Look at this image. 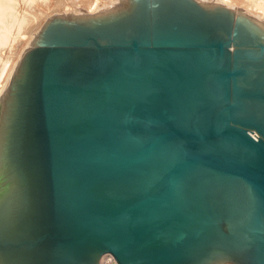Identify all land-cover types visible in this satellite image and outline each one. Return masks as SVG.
Here are the masks:
<instances>
[{
    "label": "water",
    "instance_id": "water-1",
    "mask_svg": "<svg viewBox=\"0 0 264 264\" xmlns=\"http://www.w3.org/2000/svg\"><path fill=\"white\" fill-rule=\"evenodd\" d=\"M151 1L26 49L0 123L25 200L6 264H264V41Z\"/></svg>",
    "mask_w": 264,
    "mask_h": 264
},
{
    "label": "bare ground",
    "instance_id": "bare-ground-1",
    "mask_svg": "<svg viewBox=\"0 0 264 264\" xmlns=\"http://www.w3.org/2000/svg\"><path fill=\"white\" fill-rule=\"evenodd\" d=\"M99 1L100 0H92V1H90V0H87V1L79 0L78 1L77 0V3L75 1L76 5H73V7L74 6H76L77 8L83 7L82 9L89 8L90 9V10L88 9L89 11L88 10H86V11L84 10V11L90 15H85L82 17H76L75 19L73 18L72 20L71 19H65L64 20V19L56 18V19L52 20L46 26V28H44L43 31H39V26H41L39 23L43 17L41 14L42 13L44 14V11H42V10H45V11L48 10L49 11V9H52L51 6L53 7V6H57V5H61V4L64 5V3L67 4L69 2V0H0V63L3 60H7L6 62H3L4 66L0 70V80H1V78H3V74H5V71L7 70V64H9L8 60H10L12 58V56L16 57V54L13 55L15 53V51L19 52V53H21V52L24 53L23 52L24 48L26 46H29V45L31 46L32 44L34 45L35 39L38 38L37 43L35 44L33 49L45 48L47 45L55 44L60 38H75V37L83 34L84 32L96 29L97 27L101 28V27L107 26L111 22H113L115 20L122 19L125 16H131L135 13V11L137 10V7L141 4L142 1L143 2L147 1L150 3L152 2L151 0H133L132 6L127 10V12L122 13V15H117V13H115V12H114L115 14L108 12V11H110V12H113V11H111L110 8H108V6L105 4L104 1H102V3H101L102 7L98 5V7H100V8H94L96 10L93 11L92 10L93 6H94L93 3H97V2L99 3ZM121 1L122 0H120V2ZM183 1L194 5L199 12H202V13L206 14L207 16L219 19L220 21H226V20H230V19L232 20L233 19V21L240 27V29L243 30V33L245 35H247L248 37H255L259 40H264L263 33L259 29H256L255 25L252 26V25L248 24L247 22L236 19L233 14H231L230 12H228L224 9L209 10V9H206V8L202 7L201 5H199L195 0H183ZM248 1H250L252 4ZM110 2H111V0H110ZM246 2H248L247 4H251L250 6H252V8H254V9H252L254 12L252 14L254 16L264 17V13H262V11H264V0H247ZM37 3L41 6V12L39 10H37V11H39L37 14L34 12L32 13L31 11L34 10L32 8L34 7V5L35 6L38 5ZM75 3H73V4H75ZM111 3L112 4H110V5H116L113 2H111ZM23 5H26V6L28 5V7H30V9H32L31 11L29 9H28L29 11H26V12H29V15L28 14L27 15L31 18V19H29V20H31L30 24L28 23L29 17L27 15H25L26 12L23 10L25 12V14H24V12L21 11L23 8ZM95 5L97 6V4H95ZM73 7H70V8H73ZM80 11H81V13H84L82 10H80ZM80 11H79V13H80ZM20 12H22L24 14V16L21 15V17H20ZM76 12H78V11H76ZM45 13H47V12H45ZM82 15H84V14H82ZM65 16H67V15H65ZM67 18H69V17H67ZM27 23L29 24V30L27 28L26 34H23V36L25 37V40H24V38H22L23 36H21V38L19 37L20 36L19 34H20V32H22V29H23L22 27L27 25ZM16 26H17V30H16L17 33L14 35L15 36L14 37L13 36V30L15 31ZM33 32L35 34H37V32L39 34L41 32L42 33L39 35V37L36 35L34 37L35 38L34 40H30V38H29L30 41H28V36L30 34H32ZM32 41H34V42H32ZM15 45H16V47H15ZM20 50H21V52H20ZM13 51H14V53H12ZM19 58L20 57H18L17 59H19ZM21 59H22V57H21ZM14 61H15V59H14ZM19 63H20L19 61H15L13 63L14 65L11 67L10 73L8 72L9 76L7 74L8 78L6 76L7 79L4 81L5 84L3 83L2 88H0V123H1V118H2V113H3V108H4V102H5L7 88H8V85H9ZM0 87H1V84H0ZM101 264H108V263L103 259ZM218 264H221V263H218ZM225 264H234V263L228 262Z\"/></svg>",
    "mask_w": 264,
    "mask_h": 264
},
{
    "label": "rangeland",
    "instance_id": "rangeland-1",
    "mask_svg": "<svg viewBox=\"0 0 264 264\" xmlns=\"http://www.w3.org/2000/svg\"><path fill=\"white\" fill-rule=\"evenodd\" d=\"M75 1H76V3H77V0H69V2L67 3V4H65L64 3V5L63 4H61V5H57V6H51V8L52 9H49V11L47 10V11H45V10H42V11H44V14L42 13L41 15L43 16H41L42 17V19H41V21H40V25L41 26H39V31H43L44 30V28H46V26L52 21V20H54V19H56V18H60V19H75L76 17H82V16H85V15H90V14H87V12H85L86 10H88L89 8H84V9H82L81 7H79V8H77L76 6H74L73 7V5H76V3H75ZM79 1V0H78ZM83 1V0H82ZM84 1H87V0H84ZM90 1H92V0H90ZM101 1V2H100ZM99 1V3L97 2V3H93L94 4V6H93V11L94 10H96V9H94V8H100V7H98V5L99 6H101L102 7V5H101V3H102V1H104L105 2V4L108 6V8H110V10L111 11H113V12H110V11H108L109 13H117V15H122V13H125V12H127V10L132 6V2H133V0H122L121 2H120V0H111V2H113L114 4H116V5H110V4H112L111 2H110V0H100ZM107 1V2H106ZM199 5H201L202 7H204V8H206V9H209V10H217V9H224V10H226V11H228V12H230L231 14H233L234 16H235V18L236 19H239V20H242V21H244V22H247L248 24H250V25H252V26H254L255 25V27H256V29H259L262 33H263V35H264V17H257V16H254L252 13H254L253 12V10L252 9H254V8H252V6H250L252 3L250 2V1H248V2H250L251 4H247L248 2H246L247 0H195ZM67 2V1H66ZM73 3H75V4H73ZM38 4V3H37ZM69 4V5H68ZM72 4V5H71ZM95 4H97V6L95 5ZM64 7H63V6ZM66 5V6H65ZM68 5V6H67ZM71 5V6H70ZM59 6V7H58ZM96 6V7H95ZM28 5L26 6V5H23V8H22V12H26V11H31L32 9H34V10H32L31 12L33 13H38L39 11L41 12V6L38 4V5H34V7L32 8V9H30V7H28ZM56 7V8H55ZM70 7H73V8H70ZM81 8V9H80ZM107 8V9H108ZM112 8V9H111ZM114 8V9H113ZM27 9V10H26ZM29 9V10H28ZM117 9V10H116ZM24 10V11H23ZM37 10H39V11H37ZM80 10H82L84 13H81V11ZM85 10V11H84ZM90 10V9H89ZM88 10V11H89ZM76 11H78V12H76ZM79 11H80V13H79ZM22 12H20V17H21V15H23L24 16V14H25V12H24V14L22 13ZM30 12V13H31ZM45 12H47V13H45ZM107 12V13H108ZM31 13V14H32ZM114 13V14H115ZM262 13H264V11H262ZM29 15V12H26V14L25 15ZM82 14H84V15H82ZM27 15V16H28ZM65 15H67V16H65ZM29 17V16H28ZM67 17H69V18H67ZM257 20H256V19ZM29 19H31L30 17L28 18V23L30 24V22H31V20H29ZM27 23V25H25L24 27H22L21 29H22V32H20V38H21V36H23V34H26V31H27V28H28V30H29V24ZM28 26V27H27ZM26 27V28H25ZM42 27V28H41ZM16 29H15V31L17 30V26L15 27ZM25 29V30H24ZM42 29V30H41ZM25 32H24V31ZM258 30V31H259ZM263 30V31H262ZM14 30H13V36L17 33V31L15 32ZM38 31V32H39ZM259 31V32H260ZM37 32V34H35L34 32V34L32 33V34H30L29 36H28V41H30V40H34L35 38V36L37 35L38 37H39V35L42 33H38ZM262 35V34H261ZM26 36V35H25ZM15 37V36H14ZM18 37V38H19ZM22 38H24V40H25V37L23 36ZM29 38H30V40H29ZM37 40H38V38L37 39H35V42L34 41H32V42H34L35 44L37 43ZM262 41H264V40H262ZM35 44L33 45H29V46H26L25 48H24V50H23V52L25 53V51H26V49H33L34 48V46H35ZM17 45V44H16ZM16 45H15V47H16ZM14 50V49H13ZM15 51V50H14ZM14 51L12 52V53H14ZM20 52H21V50H20ZM24 53H19V52H16L15 51V53L13 54V55H15L16 54V57H14V56H12V58L10 59V60H8V62H9V64H7V70L5 71V74H3V78H1V80H0V84H1V87L0 88H2V85H3V83H4V81L8 78V76H9V73H10V70H11V67L14 65L13 63L15 62V61H21V57H23V55H24ZM20 55V56H19ZM18 57H20L19 59H17ZM14 59H15V61H14ZM17 59V60H16ZM7 60H3L1 63H0V70H1V68H3V66H4V64H3V62H6ZM9 72V73H8ZM7 74H8V76H7ZM6 76H7V78H6ZM5 84V83H4Z\"/></svg>",
    "mask_w": 264,
    "mask_h": 264
},
{
    "label": "snow or ice",
    "instance_id": "snow-or-ice-1",
    "mask_svg": "<svg viewBox=\"0 0 264 264\" xmlns=\"http://www.w3.org/2000/svg\"><path fill=\"white\" fill-rule=\"evenodd\" d=\"M8 175V191L5 195V174ZM24 200V194L21 188V178L13 164L12 156V136L11 132L7 135L5 129L0 125V238H2L4 207L7 203L9 210L19 208ZM0 264H6L2 255H0Z\"/></svg>",
    "mask_w": 264,
    "mask_h": 264
},
{
    "label": "built area",
    "instance_id": "built-area-1",
    "mask_svg": "<svg viewBox=\"0 0 264 264\" xmlns=\"http://www.w3.org/2000/svg\"><path fill=\"white\" fill-rule=\"evenodd\" d=\"M103 259L108 263V264H118L115 258L111 254H105L102 256V258L99 261V264L102 263ZM102 260V261H101Z\"/></svg>",
    "mask_w": 264,
    "mask_h": 264
}]
</instances>
